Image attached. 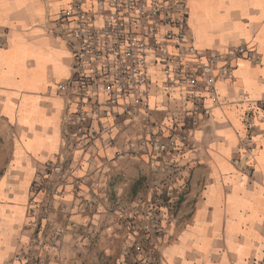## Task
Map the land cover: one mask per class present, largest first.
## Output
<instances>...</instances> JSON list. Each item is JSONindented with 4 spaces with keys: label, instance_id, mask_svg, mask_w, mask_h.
Returning <instances> with one entry per match:
<instances>
[{
    "label": "crops",
    "instance_id": "1",
    "mask_svg": "<svg viewBox=\"0 0 264 264\" xmlns=\"http://www.w3.org/2000/svg\"><path fill=\"white\" fill-rule=\"evenodd\" d=\"M70 1L0 0V264H27L36 233L28 214L31 185L72 141L57 83L71 76L73 59L51 32ZM182 1L198 48L245 52L232 59L230 76L217 84L219 103L207 99L196 126L180 112V96L160 84L153 88L150 103L158 115L180 116L187 130L192 127L194 141L177 158L175 182L164 177L165 162L138 143L141 129L132 122H124L115 145L97 143L93 155L75 154L84 159L74 174L81 182L77 189L66 186L63 199L54 200L61 210L49 217L50 224L58 225L61 215L83 230L67 231L59 242L65 256L73 234H81V244L92 236L98 250H114L120 200L135 205L141 196L152 197L157 184L171 183L188 189L168 194L158 207V234L148 249L158 258L139 259L142 264H264V0ZM58 246H34L33 252L38 247L52 264ZM20 251L22 258L11 262Z\"/></svg>",
    "mask_w": 264,
    "mask_h": 264
},
{
    "label": "built area",
    "instance_id": "2",
    "mask_svg": "<svg viewBox=\"0 0 264 264\" xmlns=\"http://www.w3.org/2000/svg\"><path fill=\"white\" fill-rule=\"evenodd\" d=\"M51 32L66 42L73 59L71 76L57 83L72 136L65 154H93L97 143L115 145L128 121L141 129L138 143L170 173L175 166V176L181 172L177 158L193 144L192 127L187 130L180 116H159L150 103L153 88L160 84L180 96V112L196 126L206 100L219 103L217 84L230 76L232 59L245 52L198 48L182 0H71ZM65 154L47 162V169L61 171ZM37 185L34 181L32 196ZM147 214L149 233L160 211L150 206Z\"/></svg>",
    "mask_w": 264,
    "mask_h": 264
},
{
    "label": "rangeland",
    "instance_id": "3",
    "mask_svg": "<svg viewBox=\"0 0 264 264\" xmlns=\"http://www.w3.org/2000/svg\"><path fill=\"white\" fill-rule=\"evenodd\" d=\"M5 133V127L0 120V144L4 143L3 134ZM93 155L85 153L84 155ZM75 155L65 154L63 167L61 171H51L47 169L46 164L42 167V171L38 172L37 177L34 181L38 183L35 187L36 191L34 195L30 193L29 198V210L28 214L30 217H33L34 227L36 228V233L33 238L30 240L28 252H26V257L28 258L27 264H51V261H48L46 255L38 254V247H36V253L33 252L34 246H40L45 249V246H58L59 242H62L67 231H73L81 233L83 230L75 222L69 220L68 218L64 220V217L59 215L58 225L50 224V215L53 212H59L61 209L56 207L54 200H62L65 195V188L67 185L71 184L74 189H77L80 184V178L76 177L75 170L78 167H81L83 163V158L74 159ZM81 159V160H80ZM161 167H158V171L163 173L164 177L169 179L171 183L175 182L177 178H180V175L175 176L177 172L176 167H171L173 170L168 173L164 167L162 170ZM180 168V167H179ZM1 173V171H0ZM174 175V176H173ZM44 176V177H42ZM46 176V177H45ZM164 183V182H163ZM167 186L166 183L156 185L153 187L152 192L153 196H148L147 198L138 199L135 205L127 204L121 199L118 203L119 213L115 219V228L118 232V235L115 236L116 239L120 240L119 245L115 247L114 250H98L95 245V237L89 236V243L81 244L80 235L73 234L76 241L70 246L69 253L63 255V247L60 245L57 247V252L53 257L52 264H142V261L139 259L145 257L158 258V251L154 253L149 252V248L153 247L154 238L157 231L155 227L149 232L151 237L147 236L148 231L145 229L147 223H149L148 211L149 207L152 206L155 210H158L160 204L165 201V197L168 194H174L175 191L181 196L184 194L188 187H175L173 185ZM33 184V183H32ZM32 187V185H31ZM42 189V193L39 192V189ZM31 189V188H30ZM40 193V195H39ZM39 195V196H38ZM163 197V198H161ZM157 205V207H156ZM166 209H163V212ZM170 211V209H169ZM165 216V212L163 217ZM170 217V214H169ZM161 218V214H159ZM160 220H158L157 226H159ZM33 226V224H30ZM154 234V235H153ZM84 235V234H82ZM34 244V245H33ZM25 254V253H24ZM23 253L20 251L17 256L13 258V261L22 258Z\"/></svg>",
    "mask_w": 264,
    "mask_h": 264
}]
</instances>
